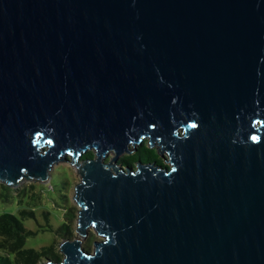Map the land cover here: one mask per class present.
Segmentation results:
<instances>
[{
    "label": "water",
    "instance_id": "1",
    "mask_svg": "<svg viewBox=\"0 0 264 264\" xmlns=\"http://www.w3.org/2000/svg\"><path fill=\"white\" fill-rule=\"evenodd\" d=\"M68 161L42 264H264V0H0V183Z\"/></svg>",
    "mask_w": 264,
    "mask_h": 264
},
{
    "label": "rangeland",
    "instance_id": "2",
    "mask_svg": "<svg viewBox=\"0 0 264 264\" xmlns=\"http://www.w3.org/2000/svg\"><path fill=\"white\" fill-rule=\"evenodd\" d=\"M145 141L148 142L147 139ZM147 146L149 147V144ZM91 152L94 153V151ZM114 155L111 152L107 158L111 159ZM126 155L128 154H123L120 158ZM165 156L168 157L167 154ZM70 158L67 155V159ZM162 162L164 165L170 166L168 165L169 162L164 160ZM69 164L71 163L68 161L54 165L51 171V179L46 184L27 182L20 185L19 188H25L26 191V197L23 202L25 204L23 206H20L19 201L16 200L10 203L0 201V215L12 213L21 218L20 210L22 208L32 209L35 212V217L25 219L26 227L33 232L27 238V249L39 250L58 242L55 250L63 258L59 250V243L62 239L54 230H51L49 225L57 229L64 223H69L72 226L74 237L77 236L76 227L80 207L74 201V194L75 185L81 182V177L75 168ZM71 210H73V215L75 216H73L72 221H69L66 214ZM101 239L102 237L97 235L94 228H91L88 237L83 241V247L93 252L94 242Z\"/></svg>",
    "mask_w": 264,
    "mask_h": 264
},
{
    "label": "trees",
    "instance_id": "3",
    "mask_svg": "<svg viewBox=\"0 0 264 264\" xmlns=\"http://www.w3.org/2000/svg\"><path fill=\"white\" fill-rule=\"evenodd\" d=\"M148 142L144 141L138 146V151L132 155H126L122 158V162L126 165H134L135 162L141 159L144 162L157 161L163 165L155 149H150L147 146ZM84 158H94V153L87 152ZM25 188L13 189L7 185L0 183V201L10 203L19 201V205L23 206L26 197ZM34 199V198H33ZM21 218L12 213H3L0 215V264H42L45 260L61 261L63 258L55 250V244L43 247L39 250L27 249L26 241L33 234L25 224V219L35 217V212L32 209L22 208L20 210ZM48 215V214H47ZM67 219L72 221L73 210L66 214ZM51 230H54L61 239H73V229L69 223H64L57 229L49 225Z\"/></svg>",
    "mask_w": 264,
    "mask_h": 264
},
{
    "label": "flooded vegetation",
    "instance_id": "4",
    "mask_svg": "<svg viewBox=\"0 0 264 264\" xmlns=\"http://www.w3.org/2000/svg\"><path fill=\"white\" fill-rule=\"evenodd\" d=\"M140 146V145H139ZM155 150H156V148H155ZM137 151H138V149L133 153V154H135V153H137ZM157 151V150H156ZM132 155V154H131Z\"/></svg>",
    "mask_w": 264,
    "mask_h": 264
},
{
    "label": "snow or ice",
    "instance_id": "5",
    "mask_svg": "<svg viewBox=\"0 0 264 264\" xmlns=\"http://www.w3.org/2000/svg\"><path fill=\"white\" fill-rule=\"evenodd\" d=\"M193 127H195V125H193Z\"/></svg>",
    "mask_w": 264,
    "mask_h": 264
}]
</instances>
